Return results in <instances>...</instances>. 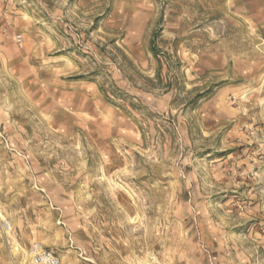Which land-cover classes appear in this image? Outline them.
Masks as SVG:
<instances>
[{
	"label": "rangeland",
	"instance_id": "1",
	"mask_svg": "<svg viewBox=\"0 0 264 264\" xmlns=\"http://www.w3.org/2000/svg\"><path fill=\"white\" fill-rule=\"evenodd\" d=\"M264 264V0H0V264Z\"/></svg>",
	"mask_w": 264,
	"mask_h": 264
},
{
	"label": "built area",
	"instance_id": "2",
	"mask_svg": "<svg viewBox=\"0 0 264 264\" xmlns=\"http://www.w3.org/2000/svg\"><path fill=\"white\" fill-rule=\"evenodd\" d=\"M31 264H59L58 257L50 250L43 249L38 245L31 251Z\"/></svg>",
	"mask_w": 264,
	"mask_h": 264
}]
</instances>
